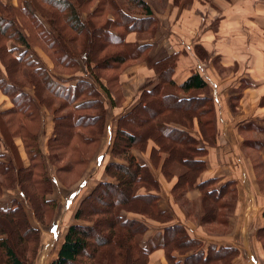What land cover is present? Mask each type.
<instances>
[{"label": "trees", "instance_id": "16d2710c", "mask_svg": "<svg viewBox=\"0 0 264 264\" xmlns=\"http://www.w3.org/2000/svg\"><path fill=\"white\" fill-rule=\"evenodd\" d=\"M96 2V8L90 9ZM122 2L32 0L20 8L0 4V60L7 73V77L0 75V88L14 103V109L4 115L13 114L6 123L14 128L13 137L22 138L30 159L25 166L17 157V161L4 160L6 155L0 154V196L4 188L19 187L41 224L48 222L58 207L56 200L48 198L54 192L55 180L38 144L39 111L25 88H33L39 104L54 112L56 129L49 142L50 162L56 169L57 182H66L67 176L82 175L102 148L107 118L102 95L114 107L123 104L124 71L145 62L159 81L154 87L145 84L137 103L118 120L110 153L119 161L105 165L113 181L99 182L81 201L75 215L78 222L69 226L58 257L50 264H148L156 249L165 250L169 264H231L239 248L211 244L206 249L186 225L174 223L175 213L162 208L159 180L135 153L146 152L154 142L153 165L158 166L165 155L161 167L164 176L169 181L177 178L171 191L176 204L206 231L210 226L224 228L221 233L207 231L209 234H226L237 188L229 182L217 189V178L200 179L207 169L203 158L208 149L194 133L197 125L208 144H217L214 99L199 95L208 84L198 72L181 83L174 80L180 52L155 59L148 55V44L130 51L128 36H153L158 19L145 0ZM35 3L41 9L34 10ZM127 6L139 13L129 11ZM10 41L25 50L16 57L18 48L9 47ZM35 45L44 47L56 73L33 59L30 54ZM81 63L93 79L77 76ZM240 97L241 93L232 97L234 112ZM256 142L263 148V141ZM254 162L262 168L260 155ZM194 188L202 194L191 201L187 194ZM224 209L228 211L223 213ZM124 212L138 218L125 217ZM145 218L164 225L147 247L138 240L149 230ZM259 238L264 247V229ZM41 242V230L31 222L26 206L17 199L9 208L0 206V264H33Z\"/></svg>", "mask_w": 264, "mask_h": 264}, {"label": "crops", "instance_id": "0c3cea01", "mask_svg": "<svg viewBox=\"0 0 264 264\" xmlns=\"http://www.w3.org/2000/svg\"><path fill=\"white\" fill-rule=\"evenodd\" d=\"M29 1L32 0H0V4L20 8L24 2ZM117 1L120 3L119 0ZM145 1L149 3L158 19L157 31L153 36L141 39L132 33L128 36V44L130 39H133L132 42H135L133 44L136 47L151 45L148 55L155 59L164 54L180 52L174 80L181 83L194 72H198L208 84L206 89L200 90L199 95L214 99L217 144L215 146L208 144L202 138L197 125L194 133L208 149L207 155L203 158L207 162V169L200 179L217 178V189H221L229 182H234L236 185L238 197L229 220V231L224 235H211L198 223L187 218L184 210L176 204L172 196L171 191L177 178L169 181L162 172L165 155L158 166L152 163L151 151L155 146L154 142H150L146 152L135 151V153L140 161L149 164L159 180L162 208L170 209L175 213L174 223L181 222L186 225L194 237L204 242L206 249L211 244L239 248L240 253L231 264H264V247L259 238L260 231L264 229V146L261 149L256 146V140L260 139L264 142V0H179V3L178 0ZM96 6L97 2L92 10ZM8 45L18 48L16 57L25 50L24 46L13 41L8 42ZM32 49L30 55L33 59L39 61L42 67L55 72V63L44 47L38 45L32 46ZM76 74L78 77L93 79L83 63ZM0 75L7 77L1 60ZM154 76L155 73L148 64L140 62L127 68L122 75L125 96L123 104L114 107L109 98L102 95L107 109L102 148L84 171V178L82 175L77 185L74 184L73 187L59 180L57 182L56 169L50 162L49 142L55 135L56 129L54 112L46 105L39 104L33 88H25L24 92L33 98L39 111L37 121H41V131L38 144L48 170L55 180L54 192L48 195L49 199L58 203L52 221L58 223L62 219V223L68 225L61 233V242L55 245L53 251L49 252V247L43 249L45 241L42 239L38 258L40 254L44 255L46 257L44 264H50L58 257L69 226L78 222L75 215L81 201L99 182L113 181L106 173L105 166L99 168L97 166L105 153H108V149L110 161H119L110 153L118 120L137 103L140 89ZM240 93L239 104L234 112L232 97ZM12 109H14L13 100L0 91V143L4 146L5 142L7 146L4 148L5 153L0 154L6 156L10 154V159L14 161L18 159L28 166L30 159L24 141L21 137H13L14 128H10V124L6 123L13 114L4 115V113ZM250 127L255 129L258 127L261 131L257 132ZM246 140L247 145H245ZM257 155L262 157V168H257L254 162V157ZM96 168L97 178L88 180ZM86 179L87 183L83 181ZM201 194L199 189L194 188L188 191L187 196L191 201H195L201 198ZM71 195L72 203L65 206L63 200ZM15 199L25 201L31 222L40 225L41 223L31 212L29 201L19 187L5 189L0 196V206L9 208ZM123 215L138 218L133 213L124 212ZM145 221L149 230L144 234L143 246L147 247L149 241L164 225L151 219L145 218ZM175 255L179 256L177 252ZM148 264H169L165 250H154L149 256Z\"/></svg>", "mask_w": 264, "mask_h": 264}, {"label": "rangeland", "instance_id": "374dc122", "mask_svg": "<svg viewBox=\"0 0 264 264\" xmlns=\"http://www.w3.org/2000/svg\"><path fill=\"white\" fill-rule=\"evenodd\" d=\"M120 1V4H122L123 2V0H119ZM92 6L93 5H91L90 6V9H92ZM33 7H34V10H36L37 8H40L41 9V6H40V4L39 3H35V4H33ZM88 9H87V11L89 10V7H87ZM127 8L129 9V11H131V12H136V13H139L138 11H136L135 9H133L132 7H128L127 6ZM27 27H31V26H27ZM32 27H33V25H32ZM35 34H37L36 32H33V37L34 38H37L36 37V35ZM143 37H151V36H149V35H143ZM131 41L129 42V44H128V47H129V49H130V51H133V52H135V49H136V45H134L133 43H135V42H132L133 41V39H130ZM35 42L37 41V40H34ZM33 41V42H34ZM36 46V45H35ZM157 82V78L154 76L152 79H150V81H149V83H150V87H154L155 86V83ZM0 91H3L1 88H0ZM232 102V101H231ZM259 137V136H258ZM4 148H7V146H6V143L4 142V146H3V144H1L0 143V153H5L4 152ZM100 152H98L96 155H94L95 157L99 154ZM108 153H109V149H108ZM107 152L105 153V155L103 156V158L100 160V163L98 164L99 166H97V168H99L100 166H105V163L107 162V160H108V162L110 161V159H111V156H110V154H108ZM106 156V157H105ZM7 157V158H6ZM5 158H3L4 160H9L10 159V154L8 155L7 154V156H6ZM95 157L93 158L94 160H95ZM93 159H92V161H93ZM91 161V162H92ZM91 162H89L88 164H87V166L85 167L86 168V170H87V168H88V166H89V164L91 163ZM97 168L93 171V173H92V175L91 176H89L88 178V180H91L92 181V179H94V178H97L96 177V175H97V173H98V170H97ZM174 171H178V169H174ZM50 173V172H49ZM84 172L82 173V175H83V177L82 178H84ZM50 175H51V173H50ZM82 175H80V176H67V180H66V182H62V183H64L65 185H67V186H75V185H77V183H78V181L80 180V177L82 176ZM57 178V177H56ZM87 179L86 180H83V181H85L86 183H87V181H88ZM82 181V180H81ZM80 181V182H81ZM79 182V183H80ZM75 184V185H74ZM72 186V187H73ZM16 188H18V187H16ZM6 188H4L3 189V191L5 190ZM231 191V190H230ZM2 194V193H1ZM229 199H230V193H229ZM72 201H73V196L71 195V196H66V198H65V200H63V203H64V205L65 206H68L70 203H72ZM21 202V201H20ZM24 206H26V209H28L29 210V208H28V206H27V204L25 203V201H23V202H21ZM68 209V208H67ZM67 209H66V211H67ZM226 211H228L227 209H224L223 210V213H226ZM183 215V214H182ZM186 215V214H185ZM52 219H53V217H50V221H48V222H46L45 224H40V225H35L36 227H39L40 228V230H41V233H42V239H44V245H43V249L45 250V249H47L48 247V249H49V252L50 251H53L54 250V248H55V245L57 246L61 241V238H62V232L63 231H65L66 230V226H68V225H66L67 223H62V219H61V221H59L58 223H56L55 221H52ZM197 223V222H196ZM207 231H212V232H218V233H221V232H223L224 231V228L222 227V226H217V227H209V228H207ZM214 234V233H213ZM144 238H145V236L143 235V236H140L139 238H138V240H139V243H140V245H142L143 246V244H144ZM144 247V246H143ZM204 247H205V245H204ZM39 254V253H38ZM38 258V257H37ZM46 259V257L44 256V255H39V258L37 259V260H35L34 261V263L35 264H44V260Z\"/></svg>", "mask_w": 264, "mask_h": 264}]
</instances>
